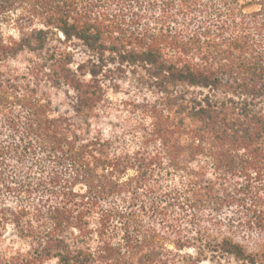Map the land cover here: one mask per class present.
<instances>
[{"label": "trees", "instance_id": "trees-1", "mask_svg": "<svg viewBox=\"0 0 264 264\" xmlns=\"http://www.w3.org/2000/svg\"><path fill=\"white\" fill-rule=\"evenodd\" d=\"M0 264H264V0H0Z\"/></svg>", "mask_w": 264, "mask_h": 264}, {"label": "rangeland", "instance_id": "rangeland-1", "mask_svg": "<svg viewBox=\"0 0 264 264\" xmlns=\"http://www.w3.org/2000/svg\"><path fill=\"white\" fill-rule=\"evenodd\" d=\"M121 97H122L121 95L117 96V98H121ZM54 100H55V103L57 104V106L59 108H63L62 104H63L64 100H63V96L61 94H59V95L55 94L54 95Z\"/></svg>", "mask_w": 264, "mask_h": 264}]
</instances>
